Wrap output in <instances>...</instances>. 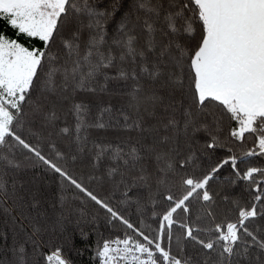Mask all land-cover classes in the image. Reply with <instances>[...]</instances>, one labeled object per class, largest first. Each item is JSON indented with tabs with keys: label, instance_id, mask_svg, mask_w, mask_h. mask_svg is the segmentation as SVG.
<instances>
[{
	"label": "trees",
	"instance_id": "obj_1",
	"mask_svg": "<svg viewBox=\"0 0 264 264\" xmlns=\"http://www.w3.org/2000/svg\"><path fill=\"white\" fill-rule=\"evenodd\" d=\"M80 3L83 6L84 0ZM87 3L95 12L108 13L102 19L105 33L102 50L111 51L116 57L114 66L99 70L83 88L78 84L79 78L65 81L63 74L57 73L53 77L54 90H50L44 85L50 66L43 62V71L38 70L40 79L37 82L34 78L35 87L14 121L17 134L150 238H155L158 232V213L168 206L163 197L170 192L178 198L183 193L182 175H199L212 164L235 155L238 172L230 164L225 165L207 185L212 199L208 202L193 199L190 213L178 212L175 219L199 229L196 234L200 238L215 239L210 231L215 224L235 222L240 209L255 206L257 215L246 221V227L258 238H264V175L258 172L252 179H244L250 168L264 170V155H246L255 147L253 139L241 143L229 137V129L235 127V122L225 115L218 134L222 146L207 149L209 133L186 129L185 112L191 111L198 123L212 127L213 116L208 113L219 117L222 106L212 102L204 113L189 108L190 80L185 78L183 86H177L170 79L173 72L170 64L161 65V75L152 79L141 72L140 57L135 61L130 57L119 59L126 51L114 43L120 39L121 23L127 22L138 36L137 47L144 46L145 35L140 27L144 12L137 9L136 0H87ZM80 19L88 23L90 17L85 12ZM75 23L74 18H69L59 34H55L51 53L56 59L51 67L59 68L66 61L71 67L62 40ZM194 27L195 36L199 37L198 21ZM95 31L82 32L81 55ZM0 32L30 49L43 48V42L18 34L3 20ZM147 58L154 61L155 53H149ZM120 69L128 74L127 78L119 75ZM76 105L82 106L79 131ZM52 113L55 119L48 118ZM212 131L216 134L214 127ZM228 149H232L231 153ZM186 158L185 166L179 168L178 163ZM168 164L176 166V171H170ZM257 195L262 199L256 200ZM126 236L143 242L142 237L113 218L34 152L11 138L0 145V264H46V251L57 248L71 264H99L103 244ZM245 240L248 238L235 246L233 255L225 254L226 259L218 255L219 248L205 250L186 239L176 225L171 240L165 235L161 243L187 264H218L221 259L224 264H264V250L252 246L250 240L246 245Z\"/></svg>",
	"mask_w": 264,
	"mask_h": 264
},
{
	"label": "snow or ice",
	"instance_id": "obj_2",
	"mask_svg": "<svg viewBox=\"0 0 264 264\" xmlns=\"http://www.w3.org/2000/svg\"><path fill=\"white\" fill-rule=\"evenodd\" d=\"M136 7L144 12L140 24L145 35L144 46L139 49L138 36L128 28L127 22L121 23L120 39L114 43L126 51L119 59L123 61L130 57L135 61L140 57L141 72L152 79L161 75V65L170 64L173 68L170 79L177 86L182 87L185 78L190 80L192 93L189 108L195 107L198 112L204 113L212 102L222 106L223 111L219 117L208 113L213 116L212 127L216 134H213L208 123H198L191 111L185 112L186 129H191L193 133L202 130L209 133L210 142L205 145L207 149L214 150L222 146L218 134L222 131L221 125L226 115L235 122V127L229 129V137L241 143L248 138L253 139L255 147L246 155H264V0H165V3L160 0H136ZM85 12L90 17L88 23L80 19V14ZM106 15L108 13L92 10L87 0H84L83 6L80 0H0V20L18 34L43 42V48L30 49L0 32V145L11 138L23 148L34 152L56 173L106 209L113 218L119 219L143 238V242H140L126 236L123 240L112 242L122 244V248H112L109 242H105L103 250L99 252L105 264H120L121 261L127 264L129 260L131 264H187V261L174 257L162 246L161 240L165 235L171 240L174 225L182 230L186 239L194 241L203 249L216 251L219 248L218 255L225 259V254H234L235 246L244 237L251 241L252 246L264 250V238H258L246 227V221L257 215L255 206L250 210L240 209L235 222L215 224L210 230L215 239H202L196 234L199 229L187 221L175 219L178 212L190 213L189 204L193 199H202L204 202L212 199L207 185L225 165L230 164L238 172L235 155L221 159L199 175H182L180 181L183 193L178 198L170 192L163 197L168 206L158 213V232L155 238H150L17 134L14 121L22 111L21 105L27 101L30 91L35 87L34 78L37 82L40 79L38 70L43 71V62L50 66L44 80L45 87L50 90H54L53 77L57 73H62L65 81L79 78L78 84L83 88L99 70L114 66L116 57L111 51L102 50L105 44L102 19ZM69 18L75 19V27L62 40V44L67 50L68 60H71V67L67 66L66 61L59 68H53L51 65L56 57L51 53V42ZM197 21L201 28L199 37L195 36L197 30L194 24ZM85 29L96 31L87 41L86 51L81 55L80 41ZM157 35L160 36L159 40ZM149 53H155L154 61L147 58ZM73 56L76 59L73 60ZM119 75L125 78L128 76L123 69L119 70ZM132 76L135 78V72ZM75 110L79 131L82 106L76 105ZM48 118L55 119V113ZM132 151L134 153L135 149ZM228 151L231 153L232 149ZM187 159L178 163L179 168L185 166ZM167 167L170 171H176L173 164ZM258 172L264 175V170L250 168L244 174V179H252ZM261 199V196H256V200ZM248 240L244 241L246 245ZM45 260L46 264H66L59 248L48 253ZM218 264H224V259L218 261Z\"/></svg>",
	"mask_w": 264,
	"mask_h": 264
},
{
	"label": "built area",
	"instance_id": "obj_3",
	"mask_svg": "<svg viewBox=\"0 0 264 264\" xmlns=\"http://www.w3.org/2000/svg\"><path fill=\"white\" fill-rule=\"evenodd\" d=\"M123 239H124V238H117V239H115V240L109 241V243H110V245H111L112 248H117V247L122 248V247H123L122 244H115V243H112V242H113V241H116V240H123ZM50 252H51V251H46V255H47L48 253H50ZM61 255H62V258L65 259L66 264H71V263L69 262V260L66 258V256H64L62 253H61ZM99 264H105V262H104V258H103V257H100ZM120 264H125V262H124V261H121ZM127 264H131V261L129 260V262H127Z\"/></svg>",
	"mask_w": 264,
	"mask_h": 264
}]
</instances>
